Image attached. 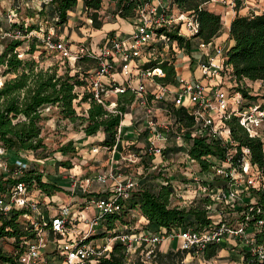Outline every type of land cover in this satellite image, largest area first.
Wrapping results in <instances>:
<instances>
[{
  "label": "built area",
  "instance_id": "obj_1",
  "mask_svg": "<svg viewBox=\"0 0 264 264\" xmlns=\"http://www.w3.org/2000/svg\"><path fill=\"white\" fill-rule=\"evenodd\" d=\"M8 1L10 5L4 15L0 16V41L9 38L23 39L32 35L36 28L25 32L19 27H14L12 23L28 25L31 19L32 22H40L43 20L40 10L50 0ZM169 8L168 4L163 2L156 4L150 1L143 2L136 10L135 27L130 33L107 32L97 43L91 44L89 41L86 43L87 40L78 41L75 50L72 49L73 42L57 31L56 24L52 22L57 19L56 16L44 29L41 26L38 28L42 31L43 48L54 53L60 60H68L73 64L78 57L84 55L93 58L94 68L85 77L87 83L83 91L91 93L107 110L120 112L116 109L118 95L127 88L133 91L134 99L129 107L133 104L140 107L142 114L135 118L144 121L143 126L151 130L154 136L141 148L133 150L132 161H141L144 154H147L146 157L153 155L147 165H142L144 170L148 172L151 169H161L162 162H155L153 159L156 155L163 156L169 134L174 135L175 141L181 147L178 151L183 155V162L188 164L181 173L189 180L178 182L176 185L172 181L165 182H170L174 188L171 196L179 194L177 188L194 183L197 198L212 199L211 202L204 204L211 223L201 228L180 225L131 232H118L113 229L112 235L101 242L96 241L92 235L96 233V227L102 222L105 214L118 212L122 207L121 200L129 199L132 192L140 188L138 177L117 172L118 160L112 154L110 167L86 177L79 183L82 191H89L91 182L103 186L100 194L89 198L97 212L86 220L83 226L80 225V221L83 219L82 212L85 206L73 208L70 204L61 203L46 219L44 213L37 210L34 201L28 198L23 182H18L11 192L0 194V211L8 213L12 208H25L21 216L31 232L30 236L20 239L16 249L8 252L15 259V264H101V260L109 256L115 240L123 243L127 262L136 254L142 264H153L157 245L166 238H178L179 247L186 250L187 254L200 253L208 243L221 244L228 238L238 244L243 242V246L253 241V235L247 232L246 220L240 221L238 226L231 227L226 215L228 210L235 207V203H243L242 193L246 192L251 196L250 187L264 190V169L257 167L255 173L248 174L250 165H253L249 161L247 146H241L238 162H233L232 157L237 148L226 120L236 116L250 136L262 138L264 109L260 107L259 101L249 100L242 94L239 90V87H243L241 79L236 77L232 66L226 62L225 47L211 40L201 43L206 48L202 57L197 60L202 78L186 79L179 76L175 83H165L158 79L164 76L161 67H142L140 57L144 47L157 41L164 45L169 43L166 31L177 27V33L187 37L198 30V21L189 11L178 9L173 12ZM27 9H31V15L22 14ZM87 20L92 22L91 18ZM183 26L186 31L182 29ZM172 43L177 44L176 40ZM145 55H150V52H145ZM18 56L21 57L22 53L19 52ZM117 65H119V74L123 77L121 82L114 76ZM137 75H141L142 78L132 83V79ZM203 79L211 82H204ZM255 91H258L256 94L264 93V81L260 80ZM159 103L160 107L157 106ZM172 106H184L185 111L192 116V125L184 126L175 121ZM51 108L53 107L47 106L45 111ZM159 113L164 116L161 121H159ZM124 115L125 113L117 126L116 143L121 139L122 125H131L132 122H125ZM143 126L141 125L138 130ZM198 137L204 138L207 142H218L224 149L223 155L214 157L220 158V161L226 165L213 163L210 168L201 169L203 175L191 169L189 164L196 161L188 155V150L192 141ZM116 147V144L112 148L105 146L113 152ZM98 149V146L92 148L93 151ZM5 153V148L0 145V155ZM15 165L20 171L27 165V161L18 157ZM0 166L2 171L8 170L5 161ZM217 175L223 179V183L216 194L212 195L211 190L217 188L212 186L213 179ZM76 181L77 179L73 180L74 186ZM108 186L109 190H106ZM28 209L36 210L37 214L29 213ZM258 223H262V220L259 219Z\"/></svg>",
  "mask_w": 264,
  "mask_h": 264
},
{
  "label": "trees",
  "instance_id": "obj_2",
  "mask_svg": "<svg viewBox=\"0 0 264 264\" xmlns=\"http://www.w3.org/2000/svg\"><path fill=\"white\" fill-rule=\"evenodd\" d=\"M111 1L115 3L117 15L122 18H132L136 15L138 7L150 0ZM207 1L209 0H169L171 6L182 11H189L198 21V30L189 37L178 34L177 27L166 31L169 43L176 40L180 47L188 49L192 37L208 42L219 33L222 27L221 15L206 8L204 4ZM77 2L78 0H50L40 10V15L47 20L56 16L57 19L54 21L59 25L63 24L68 19L67 12L73 10ZM82 2L84 11L92 19V26L100 28L103 24L99 12L102 0H82ZM12 24L25 32L35 28L33 24ZM229 37L233 42L225 50L226 62L232 66L236 77L264 81V10L247 14L236 13L229 25ZM23 41L24 39L9 38L0 50V145L6 150V155L3 156L8 167L7 171L0 172V194L11 192L18 182H23L27 192L38 189L40 192L52 195L61 187L50 180H44L42 169L38 168L34 162L27 161V165L20 171L15 165V160L18 157H26V153H34L38 158H46L52 154L41 133L44 121L50 116L45 112V108L55 107L61 118L70 121L79 120L86 135H93L98 130H102L104 138L100 144L112 148L115 144L118 146L117 126L123 113L128 111L129 104L134 99V93L130 88L120 93L116 107L120 112L109 111L91 93L83 91L79 95L76 87L86 83L85 76L83 78L80 76V72L83 71L78 68L71 72L72 68L67 65V61H65L66 64L64 63L65 69L60 72L58 63L43 66L34 57H19L17 49ZM35 48L32 42L27 52L32 53ZM87 59L90 58L86 55L78 57L75 65L78 67L81 60ZM143 65L145 68L161 67L164 76L158 79L162 82L172 83L176 80L173 60L154 59ZM239 90L249 100L253 101L258 97L249 94L244 87H239ZM82 103H86L87 107L82 114H79L75 105ZM260 107L264 109V101H261ZM172 109L175 121L184 126L192 125V116L185 111L184 106H172ZM226 124L230 128L231 138L236 142L237 150L232 157L233 162H238L241 146H247L250 163L259 169H264V141L258 136H250L240 125L236 116L228 118ZM57 150L61 154H67L75 149L72 140H68ZM223 151V147L218 142H207L204 138L198 137L192 141L188 155L199 163L202 170H205L213 164L209 157L221 156ZM8 152L13 154L14 160L11 162ZM59 164L71 166L68 161H62ZM173 191L174 188L170 182L164 181L155 189L141 182L140 188L132 192L129 199L121 200L122 207L118 212L105 214L102 226L111 230L115 228L117 221L126 224L128 222L126 217L133 208H138L141 215L147 219L148 230L180 225L201 228L211 223L204 204L211 202L212 199L202 197L189 206L171 204L170 197ZM250 194L254 196L253 202L249 201L250 195H248L244 196L242 205L238 203L234 205L239 212H242L240 216L246 220L248 229H254L253 241L241 249L242 264H264V190L250 187ZM24 209L12 208L8 213L0 211V238L14 237L16 246L22 237L31 235L28 224L20 219ZM259 219L262 220L260 224ZM221 248V244L208 243L201 253L203 257L211 258L216 256ZM185 255L186 250L181 248L170 249L164 253L157 251L153 263L187 264L183 262ZM0 261L16 263L12 255L1 245ZM101 264H142V262L139 258L127 262L123 243L115 240L109 256L104 257Z\"/></svg>",
  "mask_w": 264,
  "mask_h": 264
},
{
  "label": "rangeland",
  "instance_id": "obj_3",
  "mask_svg": "<svg viewBox=\"0 0 264 264\" xmlns=\"http://www.w3.org/2000/svg\"><path fill=\"white\" fill-rule=\"evenodd\" d=\"M9 3L10 2L8 0H0V16L4 15V13L7 10V7L10 5ZM115 10H116L115 3L113 1L102 0V7L99 11L102 19L105 18L104 17L105 15L108 16L107 17L108 19H111L113 17V14H116ZM83 11L81 12L80 15L81 17L76 19L77 25L83 26L85 24L86 26H92V22H88L87 20V18L90 17L85 11L84 12ZM22 14L31 15L32 11L31 9H27L24 10ZM134 18L135 17H132L129 20L133 21ZM42 19L43 20H40V22L37 21L36 23L32 22L31 21L32 19L28 22V25L33 24V26L36 29L34 32H32L33 33L32 35L23 38L24 41L22 45L18 47L17 49L18 52L22 53L21 57L23 58L34 57L35 59H38L40 61V64L43 66L58 63L60 65L59 67L60 72L65 69L66 66L64 65V63L66 64L65 61H67L68 62L67 65L72 68L71 72L74 71L76 68H78L79 70L83 71L80 72V76L82 78L84 76L86 77V74L89 75L91 69L94 68L93 58L89 57L90 59L81 60L78 63L79 66L77 67L75 65L76 61L72 64L71 61L60 60L54 53L47 51L43 48L41 42L42 31L41 29L38 28V26H41L42 29H44L51 21L50 19H48L49 22L45 21L44 17ZM52 22L56 24L58 28L57 31L61 32L62 30L61 26L63 24L59 25L55 21ZM63 35L65 36V34ZM6 40L3 39L2 41H0V50L2 49L3 45H5ZM32 42L34 43L36 48L32 53L27 52V49L29 48ZM86 43L89 42L87 41ZM76 45L77 42H75L74 45H72L73 50H75ZM147 46L149 48L146 49ZM147 46L144 47L142 51V56L140 57V63L142 64L143 68H145L143 63L149 60H154V59L174 60L176 56H177L176 64L179 65L180 63H182L180 61L181 55L187 51V48H182L178 44L167 43L164 45L160 43V41L154 42L152 45H147ZM145 52L146 53L150 52V55H145ZM135 78H142V76L137 75L135 76ZM85 84L83 86L77 87V90L80 94L83 90H85L84 88ZM242 86L245 87L248 85L242 83ZM253 92H255V94L252 95L258 96L253 101H259L260 100L259 98H261L262 95L264 94L261 93L260 91H259L260 93L258 94H256L258 91L257 92L253 91ZM259 102L261 103V101ZM75 106L77 112L79 114H82L83 111H85L87 104L82 103L81 105H75ZM45 112L48 113V115L50 116L48 119L44 121L41 133L47 148L50 150V153L52 154H50L46 158H38L37 155L34 153L33 154L26 153V157L23 156L21 158L25 159L26 161L30 160L31 162H34L38 168L42 169V172L44 173L43 175L44 180H50L61 187L60 190H58L53 194L54 196L40 192L38 189H32L27 192L28 198L34 201L37 210L44 213L46 219L49 218L50 215L58 209L61 203L70 204L73 208H76L77 206H80V208L85 206L84 211L82 212L83 219L80 221L81 225L83 226L84 222L89 218H91L97 212L95 205L89 201V198L91 197L94 198L95 196L100 194L103 186L96 182H91L89 191H82L81 188H79V183L81 182V180L84 181L86 177L92 176L95 173L99 172L100 170H104L110 167L111 166L110 156L112 154L114 155V158L118 160V162L116 163L117 172H120L122 175H128V176L132 175L134 177H138L140 183L143 182L146 185L149 184L153 189H155L158 185V180L155 179V177L157 176L164 177L165 174L169 175L174 183H178V182L183 183L189 180L188 178L187 179L183 178L184 175L181 174V170L185 168L184 166L188 165L183 162V155L181 154V151L170 156L168 161L165 162L166 166L164 167H168L167 169H163L164 167H162L159 170L151 169L149 172H146L143 166L147 165V163L149 162L144 163L143 158H146L147 154H144L145 156H143L141 161L136 160L135 162L132 161V155H131V153L135 148L139 149L142 146H138V145L135 146L131 142L127 143L123 141L122 147L117 148L113 152L109 149L102 148L101 146H99L102 145L99 142L100 134L97 133L92 138H88L87 135H85L82 129V124H80L79 120L70 121L66 118H61L57 113L55 107L46 110ZM261 139L264 141V132ZM68 140H72V144L74 145L75 150L70 151L67 154H61V152L57 149L62 143H65ZM94 146H98L99 149L97 151H93L92 148ZM142 150H144V148H142ZM4 155H6V153ZM152 156L150 155L148 156L149 161ZM12 157L13 154L8 152V158L10 162L14 160V158ZM59 159L61 160L59 161ZM159 159L160 157L156 160ZM209 159L212 160L214 164L220 163L226 165V163L220 161L221 159L218 157L210 156ZM62 161H68V163L71 164V167H66V166L64 167L63 165L58 166L59 163ZM3 162H4V156L0 155V164H2ZM191 164H189L191 169L200 172L201 168L199 163L194 162ZM8 165L10 166V164ZM256 169H257L256 166L250 165L248 174L255 173L257 171ZM0 172H2L1 166H0ZM74 179H77L75 186L72 184ZM146 179H149L148 182L146 181ZM222 181L223 179L219 175H217L215 179H213L212 186L213 187L216 186L218 189L216 188L211 190L212 195H215L216 192L219 190V186H221V184L223 183ZM109 186L106 190H109ZM176 191L179 194H173L170 197L171 204H176L177 201L184 200V202H182V205L185 204L186 206H189L193 204L195 199L198 197L196 191V185L194 183H190V185L185 187L182 186V188H177ZM244 196H248V194L246 192L242 193L243 198ZM249 199L250 202H253L255 200L254 196H250ZM87 205L88 207H86ZM28 212L33 213V215L37 214L36 210L31 211L28 209ZM241 213L242 212H239V210L236 207L228 210V214L226 215V217L229 226L231 227L238 226L239 222L243 220L242 217L240 216ZM126 218L128 219V222L126 224H122L121 222L118 221L116 222V226L114 228L116 231L129 232V231H136L139 229L141 230L143 227H145L148 224L147 222H144L145 220L144 218H142L141 213L137 208L131 209ZM20 219L22 222H25V219L22 216L20 217ZM102 224H103L102 222L98 224V226L96 227L97 233L92 235V238H94L98 242H101L107 236H110L113 233L112 232L113 229L108 230L105 226H102ZM247 232H249L251 235H254V229H248ZM14 241H15L14 237L5 236L3 238H0V245L3 247L4 250H6V252H9L11 249L12 250L16 249V244ZM234 242L235 241L232 239H226L223 242V246H225V248L233 249L232 252L233 254L227 256L226 257L227 259L226 258L223 259V257L220 256V254H218V256L216 255L211 258H205L202 256V253L200 252L195 254L186 253V255L183 257V262L187 264H242L241 249L243 247V242H241L238 245L234 244ZM136 258L137 255L134 254L132 256V259H136ZM223 261L226 262L221 263ZM0 264H7V262L0 261Z\"/></svg>",
  "mask_w": 264,
  "mask_h": 264
},
{
  "label": "crops",
  "instance_id": "obj_4",
  "mask_svg": "<svg viewBox=\"0 0 264 264\" xmlns=\"http://www.w3.org/2000/svg\"><path fill=\"white\" fill-rule=\"evenodd\" d=\"M150 2L153 4H156L158 2H163V3L168 4V7H170L169 9L171 11L175 12L178 10V8H176L175 6H171L169 4V0H150ZM204 5L209 10L214 11L216 13H219L221 15L222 27H221L219 33L216 36H214L211 41L215 44H219V45L224 46L225 49H227V47H229L233 42L232 39L229 37V25H230L232 18L235 16V14L236 13L247 14V13H250L251 11L261 12L264 10V0H209V1L205 2ZM82 11H83V2H82V0H78L77 4L73 8V10L68 11V13H69L68 19L61 26V29H62L61 32L63 34H65L66 38L68 40L72 41L73 44L75 42L83 41V40H87L91 44L97 43L104 38V36L107 32H116V33H120V34H128L135 27L134 20L131 21V20H129L130 18H122L117 14H113V17L111 19H108L107 18L108 16L105 15L104 16L105 18L103 19V24L101 25L100 28H96L93 26H86L85 24L83 26L77 25L76 19L81 17L80 15H81ZM182 29L184 31H186V28L184 26ZM201 43H202V40L200 38L192 37L190 39V47L180 57V61L182 63L177 65L176 64L177 56L174 58L173 64H174L175 73H176L175 82L177 81V78L179 76H182L186 79L202 78L201 77V70H200L199 66L197 65V60L199 57H202V54H203L204 50H206V48H205V46H202ZM116 69H117V71L114 74V76L119 82H121L123 80V77L119 74V70H118L119 65H117ZM137 79L138 78L134 77L131 82L135 83L137 81ZM203 81L204 82H211V81H206L205 79H203ZM175 82H172V83H175ZM241 82L248 85V86H246V88H247L248 92H250V94H255V92H253V91H255V89L259 85L260 80H250L248 78H243V79H241ZM259 99H260L259 101H264V97H261ZM157 106L160 107L161 104L159 103ZM141 114H142V111L140 110V107L137 106V104L131 105L129 107L128 111L125 112L124 118L127 119L125 122H129V121H132V122H131V125H127V124L122 125V131H121L122 136H121V139L118 141V146L116 147V149L122 147L123 141H125L127 143L131 142L135 146L136 145L142 146V145L147 143L148 139H150L154 136L151 130H149L148 128L143 126L145 124L144 121L142 122V120H136L135 117H137ZM163 118H164L163 114L159 113V121H161ZM141 125L143 126V128L141 130H138V128L141 127ZM263 132H264V122H263ZM97 133L100 134V139H99L100 141L99 142H101V140L104 138V132L102 130H98L96 132V134ZM96 134L87 135V137L92 138ZM168 137L169 138L167 140V146L164 149L163 156L156 155L153 159V161H155V162H162V167L166 166L165 162L168 161L169 157L172 156L173 154L179 152L177 150H179L181 148L178 145V142L175 141L174 135H172V133H170ZM99 146H101L102 148H105L104 145H99ZM159 157H160V159L156 160ZM148 161H149L148 157L143 158L144 163H146ZM58 166H62V165L59 164ZM72 168H74V167H72ZM167 168L168 167H164L163 169H167ZM201 172H203V171L200 169V174L203 175V173H201ZM167 176H169V175L165 174L164 177L163 176L155 177V179L158 180V185L160 183L166 181V180L173 182L172 178L170 176L169 177H167ZM183 178L187 179V177H185V176ZM146 180L148 182L149 179H146ZM174 184H176V183H174ZM57 191H55V192H57ZM53 194H52V196H54ZM199 199L200 198H196L195 201L199 200ZM182 202H184V200H179V201H177L176 204L182 205ZM142 218H144V220H145L144 222H147V219L144 216H142ZM80 225H81V223H80ZM146 227H147V225L145 227H143L142 229L148 230ZM163 228L164 227L158 228V229H163ZM158 229L154 228L152 230H158ZM234 244L238 245V243H235V242H234ZM179 245H180V240L178 238H173V239L166 238L160 244L157 245V250L159 252L164 253L170 249L178 248ZM221 246H222V248L218 251V254H220V256L223 257V259H225L227 256H230V254H233L232 253L233 249L225 248V246H223V243H221ZM218 254H217V256H218ZM241 261H242V254H241ZM224 262H226V261H223L221 263H224Z\"/></svg>",
  "mask_w": 264,
  "mask_h": 264
},
{
  "label": "bare ground",
  "instance_id": "obj_5",
  "mask_svg": "<svg viewBox=\"0 0 264 264\" xmlns=\"http://www.w3.org/2000/svg\"><path fill=\"white\" fill-rule=\"evenodd\" d=\"M127 119H125V121H126Z\"/></svg>",
  "mask_w": 264,
  "mask_h": 264
}]
</instances>
